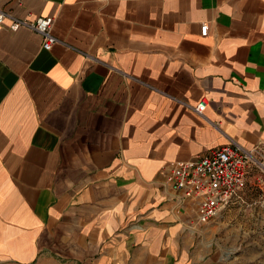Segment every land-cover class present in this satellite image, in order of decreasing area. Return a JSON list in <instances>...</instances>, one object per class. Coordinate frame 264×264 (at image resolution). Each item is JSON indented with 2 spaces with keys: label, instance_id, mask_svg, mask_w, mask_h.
<instances>
[{
  "label": "crops",
  "instance_id": "1",
  "mask_svg": "<svg viewBox=\"0 0 264 264\" xmlns=\"http://www.w3.org/2000/svg\"><path fill=\"white\" fill-rule=\"evenodd\" d=\"M0 9L51 16L62 40L0 25V264H198L206 224L171 170L232 141L264 148V0Z\"/></svg>",
  "mask_w": 264,
  "mask_h": 264
},
{
  "label": "built area",
  "instance_id": "2",
  "mask_svg": "<svg viewBox=\"0 0 264 264\" xmlns=\"http://www.w3.org/2000/svg\"><path fill=\"white\" fill-rule=\"evenodd\" d=\"M6 20L10 21L11 30L25 27L39 33L44 49L50 50L54 44L62 42L52 31L54 18L51 16L19 18L0 9V25ZM207 32L208 25L203 24L202 34ZM207 106L208 100L203 98L190 107L198 114H203ZM254 168L264 172V148L261 145L247 148L232 141L190 161L174 164L171 170V186L182 202H196L198 222L205 225L241 197L250 171ZM260 181L264 183L263 180Z\"/></svg>",
  "mask_w": 264,
  "mask_h": 264
},
{
  "label": "rangeland",
  "instance_id": "3",
  "mask_svg": "<svg viewBox=\"0 0 264 264\" xmlns=\"http://www.w3.org/2000/svg\"><path fill=\"white\" fill-rule=\"evenodd\" d=\"M264 172L250 171L246 193L203 227L198 264H264ZM41 264H68L47 260Z\"/></svg>",
  "mask_w": 264,
  "mask_h": 264
}]
</instances>
